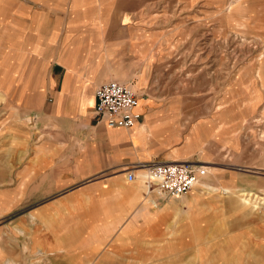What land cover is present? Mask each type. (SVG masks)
<instances>
[{
    "label": "crops",
    "instance_id": "crops-1",
    "mask_svg": "<svg viewBox=\"0 0 264 264\" xmlns=\"http://www.w3.org/2000/svg\"><path fill=\"white\" fill-rule=\"evenodd\" d=\"M102 1L0 0V102L34 104L40 92L45 103L22 117L12 111L6 119L15 125L0 126V264L239 261L249 235L235 228L236 197H226L237 191L201 184L178 203L147 191L138 166L198 157L152 137L160 122L144 116L147 101L132 128L108 127L94 114V91L114 75L82 72L68 55L93 41L85 32L101 28ZM256 231L259 247L245 255L264 264V230ZM169 247L172 258L184 257L166 259Z\"/></svg>",
    "mask_w": 264,
    "mask_h": 264
},
{
    "label": "rangeland",
    "instance_id": "rangeland-1",
    "mask_svg": "<svg viewBox=\"0 0 264 264\" xmlns=\"http://www.w3.org/2000/svg\"><path fill=\"white\" fill-rule=\"evenodd\" d=\"M95 9L101 28L86 30L85 36L93 41L81 42L84 49L68 58L82 72L102 68L114 75L111 81L136 90L140 103L147 101L144 116L160 122L152 137L186 148L185 155L198 157L195 164L207 171L191 191L201 184H216L237 191L235 196L226 194L228 201L236 197L237 205L254 195L263 202L264 0H103ZM39 93L34 104L0 102L4 111L0 126L15 125L10 117L6 119L12 111L18 110L22 117L31 108L43 109ZM199 121L206 125L195 128ZM219 123L227 133L215 136L211 130H217ZM138 174L144 181L143 173ZM157 196L171 203L185 197ZM257 202L252 199L245 211L230 203L238 212L235 228L249 235L241 245L239 261L230 264H258L257 257L245 255L247 249L257 251L256 229L264 230V206ZM166 250V259L184 257L172 258L171 247ZM205 257L197 253L195 259Z\"/></svg>",
    "mask_w": 264,
    "mask_h": 264
},
{
    "label": "built area",
    "instance_id": "built-area-1",
    "mask_svg": "<svg viewBox=\"0 0 264 264\" xmlns=\"http://www.w3.org/2000/svg\"><path fill=\"white\" fill-rule=\"evenodd\" d=\"M94 98V114L108 127L132 128L142 118L136 110L139 96L125 84L105 82L96 88ZM136 169L143 173L147 191L173 199L188 194L207 174L205 167L191 162H150ZM135 179L128 174V181Z\"/></svg>",
    "mask_w": 264,
    "mask_h": 264
},
{
    "label": "bare ground",
    "instance_id": "bare-ground-1",
    "mask_svg": "<svg viewBox=\"0 0 264 264\" xmlns=\"http://www.w3.org/2000/svg\"><path fill=\"white\" fill-rule=\"evenodd\" d=\"M120 83V82H119ZM133 89V88H132ZM134 90V89H133ZM134 91H136V90H134ZM139 94V93H138ZM140 100V99H139ZM139 105H140V101H138V105H137V108H136V110L139 112ZM140 113V112H139ZM195 187H196V185H195ZM194 187V188H195ZM193 188V189H194ZM210 189V188H209ZM251 192V191H250ZM244 194V193H243ZM246 195V194H245ZM240 197V196H239ZM251 197V196H250ZM249 197V198H250ZM249 198H247V197H245L244 199H243V204H244V206H249V203H251V201H252V199H253V202H257V205H263L264 206V201L263 202H260L259 203V200H261V199H258V197L257 196H255L254 195V197L250 200ZM253 205H256V203L255 204H253ZM264 208V207H263ZM230 262V261H229ZM229 262H227L226 264H230Z\"/></svg>",
    "mask_w": 264,
    "mask_h": 264
}]
</instances>
